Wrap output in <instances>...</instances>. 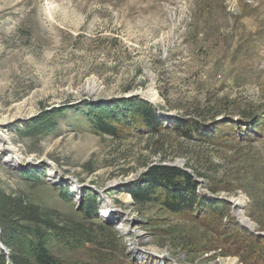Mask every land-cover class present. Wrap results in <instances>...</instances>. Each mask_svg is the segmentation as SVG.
<instances>
[{
  "label": "rangeland",
  "instance_id": "1",
  "mask_svg": "<svg viewBox=\"0 0 264 264\" xmlns=\"http://www.w3.org/2000/svg\"><path fill=\"white\" fill-rule=\"evenodd\" d=\"M122 98L156 120L120 109L101 132L92 107ZM3 117L31 157L0 150V191L81 239L47 242L63 264H264V0H0ZM153 166L190 175V209L132 199Z\"/></svg>",
  "mask_w": 264,
  "mask_h": 264
},
{
  "label": "trees",
  "instance_id": "2",
  "mask_svg": "<svg viewBox=\"0 0 264 264\" xmlns=\"http://www.w3.org/2000/svg\"><path fill=\"white\" fill-rule=\"evenodd\" d=\"M95 125L101 132L112 134L114 126L107 123L108 117L120 120V109L126 110L132 116H140L148 123L154 122L156 116L151 105L138 98H122L114 104L92 107ZM49 113H42L28 124L31 135L42 133L53 128L47 121ZM182 179L176 182L174 179ZM145 183L133 187L130 195L136 202H146L159 199L155 195L157 188H162L160 203L168 210L179 212L190 209L195 202V181L190 175L174 166H153L145 177ZM90 212V210H87ZM52 212L39 206L28 204L21 198H15L0 191V244L9 253L0 248V264H63L47 248L50 239L61 241L65 245L75 246L77 236L66 230L63 225L49 218Z\"/></svg>",
  "mask_w": 264,
  "mask_h": 264
},
{
  "label": "bare ground",
  "instance_id": "3",
  "mask_svg": "<svg viewBox=\"0 0 264 264\" xmlns=\"http://www.w3.org/2000/svg\"><path fill=\"white\" fill-rule=\"evenodd\" d=\"M12 119L8 120L7 118H1L0 119V150L3 155H5V159L7 163H11L12 156H18L26 159V161H29L28 159L31 157L30 155L24 156L22 152L11 143L10 138L6 135L4 132V127L7 125L8 122L12 121ZM14 156V157H15ZM53 167L51 166L49 168L52 169ZM51 173V172H50ZM52 174V173H51ZM234 205V215L240 220V222L246 226H251L252 224L243 216L241 207L243 205V200L241 197H237L232 201ZM121 234L128 236L130 232H132L131 238H133L136 241H142L143 236L141 235L142 233L140 230H134L130 231L128 228V224L125 222L123 223L122 229H121ZM215 264H236V259L233 257H228V258H223L220 260H217Z\"/></svg>",
  "mask_w": 264,
  "mask_h": 264
},
{
  "label": "water",
  "instance_id": "4",
  "mask_svg": "<svg viewBox=\"0 0 264 264\" xmlns=\"http://www.w3.org/2000/svg\"><path fill=\"white\" fill-rule=\"evenodd\" d=\"M0 248H1L2 250H4V246L0 245ZM5 253H7L6 250H5ZM7 264H11L10 261H9V258L7 259Z\"/></svg>",
  "mask_w": 264,
  "mask_h": 264
}]
</instances>
